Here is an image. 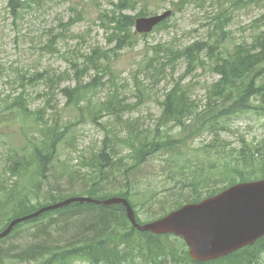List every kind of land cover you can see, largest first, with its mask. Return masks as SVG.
<instances>
[{
    "label": "trees",
    "instance_id": "1",
    "mask_svg": "<svg viewBox=\"0 0 264 264\" xmlns=\"http://www.w3.org/2000/svg\"><path fill=\"white\" fill-rule=\"evenodd\" d=\"M8 2L7 10L17 18L30 0ZM137 2L117 0L111 2V10L104 11V15L100 14L101 26L109 34L108 43H114V48L92 49L88 55L83 56L85 63L73 66L75 86L60 90L67 107L82 111L85 106L87 118L96 125H99L100 117L117 115L120 107H123L117 102L116 93H113L108 102L90 108V95L104 85L102 80L106 73H110L109 53L114 56L115 50L136 46L138 38L133 32L134 21L147 14V11L143 14L146 9L133 15L128 13L135 9ZM235 2L257 5L264 0ZM211 22L213 28L207 39L173 52L179 60L183 59L187 63L186 70L158 100L160 112L154 127H131L130 122L124 121L127 136L121 141L127 154L114 156L111 148L115 146L104 143L84 165L93 170L83 175L81 196L98 200L124 198L135 212L137 222L142 223L144 221L139 211L147 214L148 220L145 222L150 221L148 209L153 201L161 204L160 211L164 216L184 204L213 197L237 183L264 179V140L240 137L234 147L227 148L222 138V134L230 130V119L234 120L247 113L264 117V14L251 23L256 30L251 42L229 46L221 40L228 23L216 17ZM74 23L71 21L66 25L72 26ZM165 24L166 21L159 27L164 29ZM160 28L157 27V31ZM211 33L214 35L211 36ZM195 48L207 54L205 60L198 58L199 65L192 68L197 62L192 52ZM159 61L158 52L145 63L152 70L162 72L163 65ZM85 65L99 69V72L93 71L94 76L88 82H84L88 74L82 71ZM200 68L202 71L208 68L218 78L204 87L203 100L197 101L192 99L191 85L184 83L183 79ZM45 77L46 74L40 75V80ZM112 82L115 84V81ZM256 96L260 99L255 100ZM10 111L17 116L19 114L18 117L24 122L33 113L18 98ZM82 121L81 114L77 121L65 124L57 120L51 123L42 118L33 123L37 128L35 132L25 134V144L20 148L6 150L7 164L0 173V230L14 218L29 215L64 199H60L57 194L63 187L44 188L42 182L48 178L49 169L58 160L59 144L65 142L67 134ZM165 128L170 131H165ZM173 129H177V132L172 135ZM204 134L213 135V138L199 150L188 148L195 137ZM216 145L219 148L217 153L213 150ZM185 147L188 150L182 154ZM218 154L224 156L217 159ZM163 156L167 157L166 162L169 163V167L164 166L163 171L171 172L179 184L167 189V194L161 197L154 189L142 195L130 182L131 170L140 167L145 158ZM127 158L131 160L130 167L124 166V169L117 170L120 171L117 175L123 178L124 191L109 193L102 185L108 161L111 168L116 169L114 166L122 164ZM134 180V183L140 184L138 178ZM71 185L69 183L64 186L66 188L63 193H68L67 197L76 192ZM183 189L191 191L194 196H186L181 200L173 196L174 193L183 192ZM38 220L49 222L36 231L25 232L26 228ZM34 255L36 258L32 264H72L75 261L88 264H173L177 259L187 264H264V237L224 258L199 263L188 257V249L181 238L172 235L155 236L134 229L121 205L103 207L74 203L19 224L8 237L0 240V264H21Z\"/></svg>",
    "mask_w": 264,
    "mask_h": 264
},
{
    "label": "rangeland",
    "instance_id": "2",
    "mask_svg": "<svg viewBox=\"0 0 264 264\" xmlns=\"http://www.w3.org/2000/svg\"><path fill=\"white\" fill-rule=\"evenodd\" d=\"M116 1L30 0L27 8L14 18L7 10L8 0H0V173L7 164L6 150L20 148L25 144V134L35 132L37 128L33 123L42 118L51 123L57 120L60 124H65L77 121L80 114L83 116V121L58 146L55 166L62 175H70L78 169L83 173L88 170L89 174L90 168L84 165L104 143L114 145L119 156L127 154L121 141L127 136L124 121L130 122L131 127L153 128L160 112L158 100L185 73L187 63L183 59L169 65L164 53L180 51L207 39L213 28V23L211 25L210 22L219 11H225L226 17L218 18L225 19L228 23L221 39L224 45L251 42L256 33L251 23L264 14V2L245 5L237 4L235 0H137L135 9L128 11L129 14L146 9L143 14L146 11L152 13L141 17L161 15L167 11L173 15L167 19L166 29L158 27L160 29L157 31L153 27L142 33L146 36L139 34L136 46L115 50L114 56L109 53L110 73L105 74L102 80L104 85L90 95V108L108 102L113 93H116L117 102L123 107H120L117 115L100 117L97 123L99 125H96L87 118L85 106L82 111L67 107L60 90L75 86L74 72L70 68L72 61L81 63L82 56L88 55L94 48H114V43H108L109 34L101 26L100 14L104 15V11L111 10V2ZM71 21L75 23L67 26ZM158 52H163L159 54L162 72L152 70L145 63ZM44 74L45 79L40 80V75ZM93 76L94 73L90 72L84 82H88ZM217 78L207 68L204 71H194L183 82L191 85L189 88L192 99L202 101L204 87ZM17 98L23 100L33 112L25 122L18 117L19 114L17 116L10 111ZM165 131L170 130L165 128ZM175 132L177 129H173L171 134ZM240 137L264 140V117L253 113L243 114L231 121L230 130L222 134L227 148L234 147ZM212 138L213 135L210 134L195 137L188 148L199 150ZM187 150L185 147L181 153ZM166 159V156L152 157L147 170L135 172L136 176L130 177L135 190L143 195L149 189H154L159 197L166 195V190L173 186L170 182L160 184L164 166L169 167ZM119 173L120 171H116L107 174V179L112 180L103 185L106 190L124 187V184H119L123 179L121 176L113 178ZM74 174L76 180L72 182L76 183L71 188L77 189L78 193L81 192L84 177L81 171ZM134 178H138L140 184L134 183L137 180ZM189 192L187 198L194 196V193ZM160 210L161 204L151 202L149 212ZM139 216L144 222L148 220L145 211H139ZM72 264L88 263L75 261Z\"/></svg>",
    "mask_w": 264,
    "mask_h": 264
},
{
    "label": "water",
    "instance_id": "3",
    "mask_svg": "<svg viewBox=\"0 0 264 264\" xmlns=\"http://www.w3.org/2000/svg\"><path fill=\"white\" fill-rule=\"evenodd\" d=\"M171 15L139 18L134 22L137 34L150 31ZM93 204L96 206L121 205L127 220L139 232L155 236L172 235L181 238L188 249V256L195 262H207L223 258L252 245L264 237V179L240 183L198 203L185 204L156 221L139 224L129 203L124 198L96 200L74 197L43 207L35 213L13 220L0 233L5 238L19 223L58 210L70 204Z\"/></svg>",
    "mask_w": 264,
    "mask_h": 264
},
{
    "label": "bare ground",
    "instance_id": "4",
    "mask_svg": "<svg viewBox=\"0 0 264 264\" xmlns=\"http://www.w3.org/2000/svg\"><path fill=\"white\" fill-rule=\"evenodd\" d=\"M7 5H9V2H7ZM12 6H16V4H12ZM149 13H152V12H147V14L146 15H149ZM216 18H218V17H222V18H224V17H226V13H225V11H219L218 12V14H217V16H215ZM210 24L212 25V22H210ZM210 25V26H211ZM167 27H166V24H165V26H164V29H166ZM190 47H191V45H190ZM192 52H193V54H194V57H195V61H197L198 60V58L199 59H203V60H205V57H206V54H205V52H199L196 48L194 49V50H192ZM163 52H160L159 54H162ZM167 57H168V64L170 65V64H173V63H175L177 60H179V57L175 54V53H173V52H169V53H164ZM83 57V56H82ZM83 63H85V58L83 57V61L81 62V63H78V61H72L71 63H70V68H71V70H73L74 69V64H79V65H81V64H83ZM199 65V62L197 61V62H195V64L192 66V68L194 67V68H196L197 66ZM165 69H166V67H165ZM198 69V68H197ZM200 69H202V68H200ZM82 71L84 72V73H86V74H90V72H93V71H96V72H99V69H94V68H92L90 65H85L83 68H82ZM73 77H74V73H73ZM260 98L259 97H255V100H259ZM228 120V119H227ZM231 121H233L232 119H230L229 120V122L231 123ZM215 149V152L217 153V150H219V148H218V145H216L214 148H213V150ZM111 152H112V154L114 155V156H117V154H118V152L116 151V148L115 147H112L111 148ZM218 157H216L217 159H220V158H222V156H224V155H217ZM149 158H145L144 160H143V162H142V165L140 166V167H138L137 169H132L131 171H133V172H131V174H130V177L131 176H133L134 174H135V170H147L148 168H149ZM218 161V160H217ZM130 164H131V160H130V158H127L122 164H120V165H118V166H114V167H117L116 169H113V168H111L112 166L111 165H109V161H108V165L105 167V173H104V176H103V183H102V185H106V184H108V183H106L107 181H110V180H112V179H107V174L109 173V174H113V173H115L118 169H124V166H126V167H130ZM111 168V169H110ZM86 170V169H85ZM90 171H92L93 169L92 168H90L89 169ZM77 171H81V173L84 175V174H87L88 173V170H86V172H82V170H76V172H74V173H77ZM109 171H111V172H109ZM74 173H72V174H66V175H62V173L60 172V170L58 169V168H56V166H54L53 168H50L49 169V172H48V175H47V179L46 180H44L43 182H42V186L44 187V188H51V189H59V188H62L61 189V191L60 192H58L57 194H58V196L60 197V199H63V200H61V201H64V200H67V199H70V198H74V197H81V195H80V192H74V194L72 195V196H68L67 197V195H68V193H63V191H64V188H66V187H64V186H66L67 184H74V183H76V182H72V180H76V178H75V174ZM129 177V178H130ZM149 177V176H148ZM147 177V178H148ZM164 177H166L165 179H164ZM113 178L115 179V178H120L118 175L117 176H113ZM146 178V179H147ZM106 181V182H105ZM130 181H131V178H130ZM177 181H179V180H177L172 174H171V172H166V171H163V179H162V181H161V183L160 184H163V183H168V182H170V183H173V185L175 184V185H177V184H179V182H177ZM121 182H122V180H121ZM106 183V184H105ZM119 184H124L123 182L122 183H120L119 182ZM124 188L125 187H120V188H116V189H113V190H110V189H107V191H109V193L110 192H112V193H120V192H123L124 191ZM77 190V189H76ZM190 194V192L189 191H186V192H177V193H174L173 194V196L175 197V198H177V199H179V200H181L182 198H184V197H186V196H188ZM66 197V198H65ZM114 198V197H113ZM107 199H109V198H107ZM96 200H98V199H96ZM103 200H106V199H103ZM60 201V202H61ZM57 203H59V202H57ZM54 204H56V203H54ZM50 205H53V204H50ZM71 205V204H70ZM130 205V204H129ZM47 206H49V205H47ZM69 206V205H68ZM112 206H114V205H112ZM44 207H46V206H44ZM67 207V206H66ZM103 207H106V206H103ZM110 207V206H109ZM131 207V206H130ZM43 208V207H42ZM64 208V207H63ZM41 209V208H40ZM38 211V210H37ZM36 212V211H35ZM34 212V213H35ZM31 214H33V213H31ZM31 214H29V215H31ZM26 216H28V215H26ZM26 216H22V217H18V218H14V219H12V220H10L9 222H8V224H7V226L5 227V228H3L2 230H0V233L1 232H3L7 227H8V225H9V223H11L13 220H16V219H19V218H23V217H26ZM148 217L150 218V221H156V220H158V219H161L162 217H163V213L161 212V211H151V212H149L148 213ZM35 218H37V217H35ZM32 219H34V218H32ZM29 220H31V219H29ZM26 221H28V220H26ZM26 221H24V222H26ZM24 222H21V223H24ZM48 220H38V221H35L33 224H31L28 228H26V230H25V232H32V231H36V229L37 228H39V227H41V226H43V225H45V224H48ZM21 223H19V224H21ZM19 224H17V225H19ZM16 225V226H17ZM15 226V227H16ZM14 227V228H15ZM13 228V229H14ZM12 229V230H13ZM12 230H11V232H12ZM11 232H10V234H11ZM25 232H24V234H25ZM9 234V235H10ZM8 235V236H9ZM8 236H6V237H8ZM5 237V238H6ZM17 237H19V236H17ZM16 237V238H17ZM5 238H2V239H5ZM2 239H0V240H2ZM35 258H36V255H34V256H31L29 259H27V260H25V261H23L21 264H32L33 262H34V260H35ZM173 264H187L184 260H179V259H177L176 260V263H173Z\"/></svg>",
    "mask_w": 264,
    "mask_h": 264
}]
</instances>
